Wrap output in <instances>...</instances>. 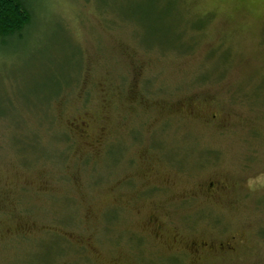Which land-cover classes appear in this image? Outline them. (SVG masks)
<instances>
[{"label":"rangeland","instance_id":"rangeland-1","mask_svg":"<svg viewBox=\"0 0 264 264\" xmlns=\"http://www.w3.org/2000/svg\"><path fill=\"white\" fill-rule=\"evenodd\" d=\"M158 2L0 40V264H264V0Z\"/></svg>","mask_w":264,"mask_h":264},{"label":"trees","instance_id":"trees-1","mask_svg":"<svg viewBox=\"0 0 264 264\" xmlns=\"http://www.w3.org/2000/svg\"><path fill=\"white\" fill-rule=\"evenodd\" d=\"M151 7L158 0H149ZM30 0H0V40L18 39L31 21Z\"/></svg>","mask_w":264,"mask_h":264},{"label":"flooded vegetation","instance_id":"flooded-vegetation-1","mask_svg":"<svg viewBox=\"0 0 264 264\" xmlns=\"http://www.w3.org/2000/svg\"><path fill=\"white\" fill-rule=\"evenodd\" d=\"M232 242H235V239H232ZM220 251L223 252H232L234 250V247L231 244L225 243V244H220L219 246Z\"/></svg>","mask_w":264,"mask_h":264}]
</instances>
